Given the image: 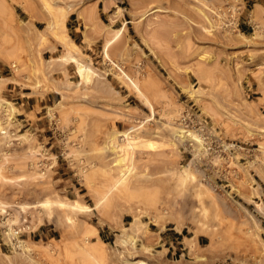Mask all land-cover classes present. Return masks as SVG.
Returning <instances> with one entry per match:
<instances>
[{
  "label": "rangeland",
  "instance_id": "rangeland-1",
  "mask_svg": "<svg viewBox=\"0 0 264 264\" xmlns=\"http://www.w3.org/2000/svg\"><path fill=\"white\" fill-rule=\"evenodd\" d=\"M0 264H264V0H0Z\"/></svg>",
  "mask_w": 264,
  "mask_h": 264
},
{
  "label": "bare ground",
  "instance_id": "bare-ground-1",
  "mask_svg": "<svg viewBox=\"0 0 264 264\" xmlns=\"http://www.w3.org/2000/svg\"><path fill=\"white\" fill-rule=\"evenodd\" d=\"M50 27H51V25H49ZM47 28V27H46ZM117 34H119V33H117ZM109 42H111V40L109 41ZM75 47H76V45L74 44V43H72ZM104 54H106V53H104ZM68 56H71V57H69L70 59H72V61L74 62V63H76V69H77V72L79 73V77H81V79L80 80H82L84 83H87V82H90V80L92 79V75H94V73L92 72V69H90L87 65H85V64H83V62H79L77 59H76V57L75 56H72V55H68ZM106 56V55H105ZM71 61V60H70ZM125 76H126V74H125ZM126 78V77H125ZM130 80V79H129ZM131 82H133V81H131ZM82 83V82H81ZM130 83V82H129ZM131 84V83H130ZM134 86H135V84L134 83H132ZM137 86V85H136ZM135 86V87H136ZM134 87V88H135ZM138 87V86H137ZM135 89H137V88H135ZM138 90V89H137ZM137 137V136H136ZM177 137H178V139H180V140H184V139H187V138H190V139H193V140H195V141H197V143H200V139H198L196 136H194L192 133H187L186 131H180L178 134H177ZM115 138V137H114ZM117 139V141H115V142H113L112 143V146H111V150H115V149H118V150H120V149H123V147L124 146H129V147H131V148H133V147H135L136 145V143L134 144V137H132V136H130V133H124V134H120V135H118V138H116ZM125 139H127V140H125ZM137 139V138H136ZM117 143V144H116ZM122 145H124V146H122ZM135 145V146H134ZM122 146V147H121ZM149 146H151V145H149ZM120 148V149H119ZM126 148V147H125ZM130 148V149H131ZM132 150V149H131ZM130 150V151H131ZM117 151V150H116ZM124 151V150H123ZM127 152V151H126ZM131 153V152H130ZM129 153V154H130ZM125 158H126V156L125 155H123ZM120 157V156H119ZM120 161V160H119ZM122 162V161H121ZM75 205V204H74ZM74 205H72V206H74ZM77 205V204H76ZM75 205V206H76ZM140 221H139V219H135L133 222H131L130 224H129V227H126L125 228V233L124 234H127V232H130V233H133V231L135 230V227H136V225L139 223ZM6 236H7V238L9 239L10 238V240H13V239H11V238H13V237H15L14 235V232L12 233L11 231H7L6 233ZM121 236V235H120ZM123 236V235H122ZM129 236V235H128ZM24 247V246H23Z\"/></svg>",
  "mask_w": 264,
  "mask_h": 264
},
{
  "label": "built area",
  "instance_id": "built-area-1",
  "mask_svg": "<svg viewBox=\"0 0 264 264\" xmlns=\"http://www.w3.org/2000/svg\"><path fill=\"white\" fill-rule=\"evenodd\" d=\"M179 122L180 127H182L185 131H191L195 133L200 139V141H202V134H204L203 131H206L207 129V123L202 120V117L200 115H197L192 111L186 110L181 115ZM18 234L19 231H16V235Z\"/></svg>",
  "mask_w": 264,
  "mask_h": 264
}]
</instances>
